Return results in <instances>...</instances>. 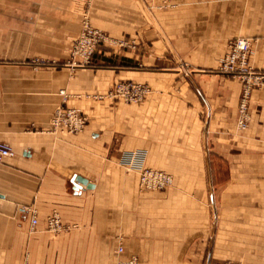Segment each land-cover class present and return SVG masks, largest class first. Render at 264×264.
I'll use <instances>...</instances> for the list:
<instances>
[{
  "label": "crops",
  "instance_id": "0c3cea01",
  "mask_svg": "<svg viewBox=\"0 0 264 264\" xmlns=\"http://www.w3.org/2000/svg\"><path fill=\"white\" fill-rule=\"evenodd\" d=\"M86 12L135 45L102 42L74 65ZM237 37L264 73V0H0V142L14 149L0 162V264H116L120 244L140 264H213L236 258L232 226L264 250V87L239 130L243 83L217 72ZM119 81L152 91L99 98ZM59 108L85 130H54ZM131 158L177 186L143 190ZM53 211L73 228L49 231Z\"/></svg>",
  "mask_w": 264,
  "mask_h": 264
},
{
  "label": "built area",
  "instance_id": "2783aa9c",
  "mask_svg": "<svg viewBox=\"0 0 264 264\" xmlns=\"http://www.w3.org/2000/svg\"><path fill=\"white\" fill-rule=\"evenodd\" d=\"M109 40L105 32L96 28L91 23L88 16L84 17L82 30L79 37L72 47V59L74 65L80 68L89 67L92 57L98 46L102 42ZM116 43L126 45L124 40H117ZM228 52L217 70L229 78L240 80L243 83V91L239 104L238 129L246 130L251 120L250 101L254 87H264V73L256 72L250 63V55L253 51V41L246 37H237L229 42ZM116 92L121 93L126 101L142 102L149 89L139 83H122L117 87ZM88 124V117L79 109L59 108L52 117L54 130H61L68 133L79 134L85 130ZM14 149L11 145L0 142V162L13 156ZM129 171L139 173V183L143 190L161 191L171 187L174 184V178L171 174L157 169L139 167L134 164L133 158L130 161H124ZM37 218H33V225H36ZM72 225H67L59 212L53 211L48 217V229L53 233H59L63 230L72 229ZM115 253L120 257L116 264H140L138 255H132L128 259L121 258L125 253V247L120 244ZM213 264H236L231 261L216 262Z\"/></svg>",
  "mask_w": 264,
  "mask_h": 264
},
{
  "label": "rangeland",
  "instance_id": "374dc122",
  "mask_svg": "<svg viewBox=\"0 0 264 264\" xmlns=\"http://www.w3.org/2000/svg\"><path fill=\"white\" fill-rule=\"evenodd\" d=\"M153 1V0H152ZM87 10H88V8H87ZM85 16H88V18L90 19V21H91V18H90V16H89V13L88 12H86V15ZM84 16V17H85ZM102 30V29H101ZM106 34V33H105ZM107 35V34H106ZM108 36V35H107ZM109 37V36H108ZM117 40H122V39H111L110 37H109V40H107L106 42L107 43H112V44H114V45H118V46H133V45H135V43L136 42H134V41H132V42H130V44H129V42H127V44L126 45H120L119 43H116L115 41H117ZM125 41V40H124ZM92 62V61H91ZM91 65V64H90ZM89 65V66H90ZM87 68V67H86ZM184 66L182 67V70H184ZM84 69V68H83ZM124 84V83H138V82H133V81H119V82H117L113 87H112V89L108 92V93H106V94H103V95H100L99 96V98H104V97H109V98H111V99H122L125 103H135V104H137V103H141V102H129V101H126V99L124 98V96L121 94V93H118V92H116V90H117V87H118V85L119 84ZM139 84H143V85H145L148 89H149V92L147 93V95L152 91V89H151V87H150V85H148V84H144V83H139ZM147 95H146V97L144 98V100L147 98ZM143 100V101H144ZM142 101V102H143ZM139 175V174H138ZM172 175V174H171ZM173 176V178H174V184L171 186V187H169V188H167V189H170V188H174V187H176L177 186V181H176V178L174 177V175H172ZM140 177V176H139ZM150 191H154V190H150ZM233 227V226H232ZM229 228V227H226L227 229H221V231H223V232H225V231H227L228 233L225 235V238L226 239H231L232 241L234 240V239H238V244H239V246H238V249L236 248L235 249V257L236 258H234V257H229V258H226L225 260H222L221 262H226V261H231V262H233V263H236V264H254L255 263V261L257 260V258L258 259H260V261L262 260V259H264V250H258V249H256L255 247H256V245H263V244H260L259 242H257L256 240H255V238H257V237H255V235H252L251 233H249L248 231H249V229H246L245 231V233H242V234H240L239 232H237V233H234L235 232V229H233V228ZM239 237H241V238H239ZM240 240L242 241V242H240ZM235 259V260H234ZM260 263V262H259ZM264 263V262H263ZM262 263V264H263Z\"/></svg>",
  "mask_w": 264,
  "mask_h": 264
},
{
  "label": "water",
  "instance_id": "95a60500",
  "mask_svg": "<svg viewBox=\"0 0 264 264\" xmlns=\"http://www.w3.org/2000/svg\"><path fill=\"white\" fill-rule=\"evenodd\" d=\"M77 181L80 182V183H83V184H88L87 179L82 178V177H77Z\"/></svg>",
  "mask_w": 264,
  "mask_h": 264
},
{
  "label": "bare ground",
  "instance_id": "6f19581e",
  "mask_svg": "<svg viewBox=\"0 0 264 264\" xmlns=\"http://www.w3.org/2000/svg\"><path fill=\"white\" fill-rule=\"evenodd\" d=\"M97 28V27H96Z\"/></svg>",
  "mask_w": 264,
  "mask_h": 264
}]
</instances>
